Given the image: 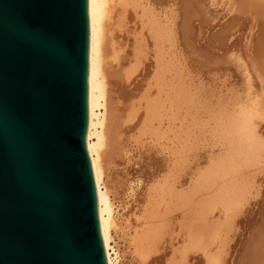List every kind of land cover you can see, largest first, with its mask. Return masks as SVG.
Wrapping results in <instances>:
<instances>
[{"label":"bare ground","instance_id":"obj_1","mask_svg":"<svg viewBox=\"0 0 264 264\" xmlns=\"http://www.w3.org/2000/svg\"><path fill=\"white\" fill-rule=\"evenodd\" d=\"M163 2L88 0L87 141L107 264H264V0H209L242 31L226 48L239 87L186 70ZM129 152L146 170L122 197L108 179Z\"/></svg>","mask_w":264,"mask_h":264},{"label":"water","instance_id":"obj_2","mask_svg":"<svg viewBox=\"0 0 264 264\" xmlns=\"http://www.w3.org/2000/svg\"><path fill=\"white\" fill-rule=\"evenodd\" d=\"M88 83V0H0V264H107Z\"/></svg>","mask_w":264,"mask_h":264},{"label":"rangeland","instance_id":"obj_3","mask_svg":"<svg viewBox=\"0 0 264 264\" xmlns=\"http://www.w3.org/2000/svg\"><path fill=\"white\" fill-rule=\"evenodd\" d=\"M160 6H165L164 9L167 11H170L169 9L172 8L174 9L172 13L175 16V24L178 29L175 30L178 31L176 37L179 41H177L176 44H179V47L177 46L178 53L180 52L179 58L192 76L199 77V79L204 82L216 78V80L226 79L231 84L238 87L243 84L244 79L242 78V72L239 71V62L233 57H229L233 52L232 50L235 49V46H233L235 41L240 37L242 32L241 29L236 28L234 20L233 24L229 21L232 20L230 18L231 13L230 15L228 13V17L225 15V18L220 16L219 14L222 12L221 7L213 6V4L209 3V0H164L163 5ZM175 10H177V12ZM228 21L230 24H228ZM225 26L228 27L229 36H227L228 33H226L227 35L225 33L223 34V32H227ZM222 27H224L226 31L225 29L223 30ZM230 29L233 31H230ZM218 32L220 33L219 35ZM225 35L227 37H225L226 39L223 37ZM231 44L233 49H231ZM226 48L229 50L231 49L232 52H229ZM225 49L227 51H225ZM235 51L236 50H234V52ZM186 66H188V69ZM129 153L127 154L128 157H122L113 163L115 166H111L109 174L110 179H108L110 184L114 183L117 189L120 190V196L122 197H125L129 191L125 190V183H129V181H135L134 183H136L142 175L141 172L146 170L144 156L136 152H132V154ZM131 155H134L133 158H130ZM122 185L125 186L124 189ZM257 209H259L257 212L263 210V208L261 210L260 207ZM259 223L260 218L255 219L253 225L250 228L248 226L247 232H244L242 237H239L242 240L240 248H243L251 237L253 229L257 228ZM131 261L132 260L128 261L127 264H134Z\"/></svg>","mask_w":264,"mask_h":264}]
</instances>
